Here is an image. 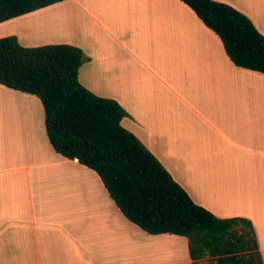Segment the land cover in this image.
<instances>
[{
	"label": "crops",
	"instance_id": "crops-1",
	"mask_svg": "<svg viewBox=\"0 0 264 264\" xmlns=\"http://www.w3.org/2000/svg\"><path fill=\"white\" fill-rule=\"evenodd\" d=\"M264 34V0H217ZM23 46L72 44L79 81L193 200L252 221L264 264V74L237 67L181 0H63L0 22ZM208 258V259H207ZM131 222L99 175L51 145L41 100L0 83V264H206Z\"/></svg>",
	"mask_w": 264,
	"mask_h": 264
},
{
	"label": "trees",
	"instance_id": "trees-1",
	"mask_svg": "<svg viewBox=\"0 0 264 264\" xmlns=\"http://www.w3.org/2000/svg\"><path fill=\"white\" fill-rule=\"evenodd\" d=\"M63 0H0V22ZM222 41L237 67L264 74V34L245 13L217 0H181ZM84 51L72 44L23 46L0 38V83L36 95L51 145L94 170L123 214L150 234L189 239L192 259L263 264L256 232L244 217L221 218L196 203L160 160L122 125L127 111L79 81Z\"/></svg>",
	"mask_w": 264,
	"mask_h": 264
},
{
	"label": "rangeland",
	"instance_id": "rangeland-1",
	"mask_svg": "<svg viewBox=\"0 0 264 264\" xmlns=\"http://www.w3.org/2000/svg\"><path fill=\"white\" fill-rule=\"evenodd\" d=\"M207 259H208V258H207ZM204 263H206V264H215V263H214V260H207V261H206V259H205V262H204Z\"/></svg>",
	"mask_w": 264,
	"mask_h": 264
}]
</instances>
